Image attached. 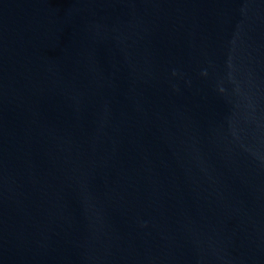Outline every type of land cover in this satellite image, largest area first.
Instances as JSON below:
<instances>
[{"label":"water","instance_id":"obj_1","mask_svg":"<svg viewBox=\"0 0 264 264\" xmlns=\"http://www.w3.org/2000/svg\"><path fill=\"white\" fill-rule=\"evenodd\" d=\"M0 264H264V0H0Z\"/></svg>","mask_w":264,"mask_h":264}]
</instances>
